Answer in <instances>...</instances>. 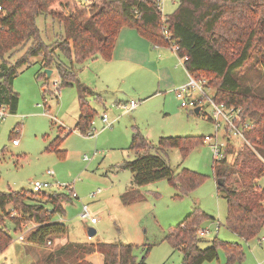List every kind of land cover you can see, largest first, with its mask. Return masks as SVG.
Returning <instances> with one entry per match:
<instances>
[{
	"label": "trees",
	"instance_id": "16d2710c",
	"mask_svg": "<svg viewBox=\"0 0 264 264\" xmlns=\"http://www.w3.org/2000/svg\"><path fill=\"white\" fill-rule=\"evenodd\" d=\"M42 14L57 20L62 28L55 46L40 36L36 18ZM123 27L133 28L153 45H176L178 55L187 57V72L196 79L207 78L214 87L215 102L240 109L249 125L244 136L251 146L242 144L232 162L226 157L213 159L212 169L216 189L226 202L225 226L243 240L256 237L264 229V188L258 184L264 174V96L244 89L237 73L254 57L264 72V0H178L168 15L162 13L161 0H0V105L16 112L19 97L12 89L13 80L19 67L37 57L38 77L48 78L43 69L55 66L59 87L76 86L79 116L74 129L87 133L96 113L88 98L98 94L77 78L78 65L97 57L110 60ZM22 50L10 64L7 57ZM63 139L55 137L46 149L63 157L64 150L58 149ZM202 140L199 136H160L152 143L133 127L129 150L134 158L124 163L132 173V186L120 196L122 203L141 200L138 188L161 179H167L178 195L199 186L205 178L202 174L187 168L176 171L164 155L167 149L177 148L185 156ZM68 198L69 194L58 191H0V252L12 241L6 219L14 231H23L32 221L35 228L25 240L36 245L64 235L65 224L54 218L64 212L61 202ZM208 217L195 208L165 235L164 240L182 254L180 264L211 261L219 248L229 260L243 257L239 242L214 238L200 247L198 231ZM134 248L122 242H68L49 252L45 261L93 264L86 256L97 252L103 264H147L145 255L137 259Z\"/></svg>",
	"mask_w": 264,
	"mask_h": 264
},
{
	"label": "rangeland",
	"instance_id": "374dc122",
	"mask_svg": "<svg viewBox=\"0 0 264 264\" xmlns=\"http://www.w3.org/2000/svg\"><path fill=\"white\" fill-rule=\"evenodd\" d=\"M177 2L161 0L163 14L175 11ZM36 24L45 43L55 46L61 39L63 31L57 20L42 14L36 18ZM23 52L6 56L8 62L14 64ZM141 58L144 67L129 69L117 77H112V73L118 70L105 67L106 62L99 57L78 65L77 78L103 97L102 101L88 98L96 111L90 127L91 136L73 130L78 113L74 84L54 89L55 66H52L54 70L49 78L38 77L37 57L19 67L12 84L19 97L16 113L9 112L0 118V191L30 192L35 180L51 183L48 192L68 194L72 189L77 197H72L69 192L70 199L61 202L64 212L55 214L54 219L64 223L67 230L60 237L69 242L132 244L137 259L145 255L147 264H180L182 254L164 237L195 208L209 216L200 225V229L207 230L201 237L200 247L208 246L214 238L222 241L239 239L225 226L226 202L216 189L212 147L203 140L185 156L177 148L167 149L164 155L174 170L187 168L202 174L205 178L199 186L190 193L178 195V190L167 179H161L138 188L141 200L122 203L120 195L132 184V173L123 163L134 158V152L129 150L133 127L152 143L160 136H199L203 139L216 131L209 119L212 106L206 99L201 102L200 114L194 108L180 105L175 93L180 86L174 87V82L182 75L184 77V69L177 55L161 61L156 52L148 49ZM263 73L254 57L237 75L244 89L264 96ZM202 79L208 84L207 78ZM205 91L211 97L214 87L208 84ZM192 94L198 97L199 92L196 90ZM130 100L137 102V106L126 111L121 104ZM102 113L107 115L105 122L101 119ZM220 134L221 129L219 142ZM57 136L64 138L58 146L64 150L63 157L46 149ZM13 139L17 144L12 143ZM230 141L225 152L232 149L226 154L227 161L232 162L243 142L232 137ZM258 184L264 188V174L259 177ZM84 205L97 218L95 223L79 217ZM4 223L12 241L0 252V264H47L45 259L53 244L40 246L27 242L24 246L18 241L22 233L26 236L30 233L32 221L24 227L25 233L14 231L10 219ZM90 227L96 233L88 238ZM241 243L243 257L240 260H229L225 251L219 248L215 259L202 264H264V229L259 238ZM98 259L93 258L95 264H100Z\"/></svg>",
	"mask_w": 264,
	"mask_h": 264
},
{
	"label": "built area",
	"instance_id": "2783aa9c",
	"mask_svg": "<svg viewBox=\"0 0 264 264\" xmlns=\"http://www.w3.org/2000/svg\"><path fill=\"white\" fill-rule=\"evenodd\" d=\"M164 34L169 37L168 31L166 27L163 29ZM172 48L176 51L177 46L171 45ZM187 59L186 56H180V60L184 63V61ZM52 84L55 86L54 89H59V78H55L52 81ZM205 88L208 89V86L206 84L205 79H196L189 75L188 82L176 89V95L178 99L180 100V105L185 108H196L198 105H201V102L204 101V99L207 100L208 103L211 104L212 110H211V116L209 119L212 120V122L215 125L216 131L213 135H206L203 137V141L210 144L212 147L213 152V159H221L226 157L225 147L228 144H231L230 138L239 139L245 143H249L247 139L244 136V131L248 128V122L246 120H243L241 117V111L239 108H235L233 106H228L224 103H217L212 97H209L206 94ZM198 91L199 95L198 97L193 96V91ZM137 106V102L130 100L128 103L121 104V107L124 110H132ZM7 113H9L8 109L4 105H0V118H4ZM102 121H107V115L106 113H103L101 115ZM110 124V123H109ZM221 129V140L218 141V133ZM93 132L90 130L87 131L88 136H91ZM13 144H17V140H12ZM47 173L51 174L52 172L50 170H47ZM55 186H58L62 188L61 185L53 184ZM52 186L51 183L35 180L32 183V191L33 192H40V191H47ZM72 197H77V194L73 192L72 189L69 190ZM68 194L70 195V193ZM264 203V200H263ZM79 217L82 220H88L90 223H95L97 221V218L93 216L87 206H83L82 210L79 213ZM218 228V226H217ZM206 229H200L198 231V236L203 237L206 234ZM19 239H22V236L19 237ZM50 243V241L48 242Z\"/></svg>",
	"mask_w": 264,
	"mask_h": 264
},
{
	"label": "crops",
	"instance_id": "0c3cea01",
	"mask_svg": "<svg viewBox=\"0 0 264 264\" xmlns=\"http://www.w3.org/2000/svg\"><path fill=\"white\" fill-rule=\"evenodd\" d=\"M177 4H178V2H177ZM161 10H162V8H161ZM148 49H150L151 51L153 50L154 52H156V54H158V56L161 57L160 58L161 61L166 60V58H170V56H173V57L175 56V58H176V55L178 56V58H180V56L178 55L177 51L172 50L173 48L170 49L169 46H156V45H153L147 39H145L144 37L140 36L136 32V30H134L133 28H130V27H123L121 29V32L118 35V39L116 41V44H115V47H114V50H113V53H112V58L110 60H104L101 57H99V58H101L104 61V63L106 62L105 63V67H107V68L111 67V68H115V69L118 70V71H115V72L112 73V77L123 76L126 73V71L129 70V69L131 70V69H136V67H138V66H140V67H144L145 66V62L141 61V59H142L141 56ZM173 52H175L176 55ZM95 59H97V58H94V59H91V60H95ZM183 69H184V71H183L184 72V77L182 75V77H180V79H178L176 82H174V87H179V86L181 87V86L185 85L188 82V78H189L190 74L187 72V70H186V68L184 66V63H183ZM53 70L54 69L52 68V72H53ZM179 74H181V72H179ZM46 77H47V75H46ZM175 93H176V90H175ZM96 94H98V93H96ZM90 97H93V98H96V99L98 98L100 101L103 100V97L100 94H98V96H90ZM18 102H19V98H18ZM17 107H18V105H17ZM197 107L199 108L198 114H200V112L202 110L201 109V105H198ZM196 108H194V110ZM77 111H78V113L76 115L77 117H76L75 124H76L78 116H79L78 101H77ZM75 124H74L73 128L75 127ZM131 136H132V133H131ZM130 140H131V137H130ZM131 186H132V184L130 185V187ZM129 188H127L126 190H128ZM59 222H61V221H59ZM34 228H35V225H33V228L31 230H33ZM228 230L231 233H233L236 236V238L239 239L238 241H231V240H228V241L239 242V243H241V241H244V242H248L249 241V240H247V241L243 240L236 233H234L230 229H228ZM23 232L25 233V230ZM260 233L256 236L257 238H259ZM21 236H22V239H18V241L23 243L24 246H27V241L25 240L26 235H24L22 233ZM87 237H88V235H87ZM261 239H262V237L260 238V240ZM68 242L69 241L67 239H65L64 237H60V236H59V238L54 237L53 239H51L50 243H48L49 245L50 244L54 245L53 248H51L49 250V252L54 251L55 249H58L59 247L65 245ZM86 243H96V242H90L88 240ZM241 245H242V243H241ZM94 257H96V258L99 257V259H98L99 261L98 262L100 264H103L102 256L99 253H97V252L91 253V254L86 256V258L89 261H91L93 264H95V262L93 260Z\"/></svg>",
	"mask_w": 264,
	"mask_h": 264
},
{
	"label": "water",
	"instance_id": "95a60500",
	"mask_svg": "<svg viewBox=\"0 0 264 264\" xmlns=\"http://www.w3.org/2000/svg\"><path fill=\"white\" fill-rule=\"evenodd\" d=\"M43 71L47 75V77H50V75L52 74V69L50 68H45ZM198 110L199 108L197 107L194 111L198 113ZM95 233H96V230L94 228H91V227L88 228V231H87L88 237H92L93 235H95Z\"/></svg>",
	"mask_w": 264,
	"mask_h": 264
}]
</instances>
